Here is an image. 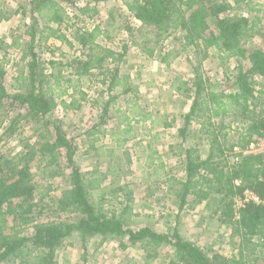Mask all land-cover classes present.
I'll use <instances>...</instances> for the list:
<instances>
[{
    "label": "rangeland",
    "instance_id": "374dc122",
    "mask_svg": "<svg viewBox=\"0 0 264 264\" xmlns=\"http://www.w3.org/2000/svg\"><path fill=\"white\" fill-rule=\"evenodd\" d=\"M78 1L79 4L69 10L74 19L69 24L70 29H93L95 24L101 25L105 33L99 42L103 46L120 53L127 45L122 72L128 73L133 85L142 91L137 97L132 93L123 94L121 89L110 93L103 77L84 78L78 87L87 96L82 108L65 110L59 105L54 112V116L62 121L67 135L75 140L78 148L76 160L82 174L102 182L105 200L100 199L101 190L94 192L92 200L102 201L107 213L118 214L129 203L133 216L127 225L133 230L150 228L158 233H167L177 228L184 238L198 244L206 253L216 252L239 259L241 238L236 232V224L231 223L227 215V206L235 196L226 199L224 194L214 193L209 199L199 201L190 195L183 208L176 196V192L182 189L179 183L186 179L185 149L197 148L204 159L214 153L219 157L216 160L226 168L238 162L230 153L220 156L219 150L214 148V139L208 133L212 124L207 119L193 118L187 128L186 141L180 137V129L185 127V117L195 96L192 85L195 76L203 78L205 94L212 97L222 92L229 93L232 89L228 78L236 75L238 60H221L218 51L207 50L203 46L183 50L182 34H174L159 45L154 41L147 44V49H156L155 58H150L143 53L142 46L145 47L144 43L152 33L133 17L123 0ZM208 1L229 5V12L223 16L248 18L251 31L244 38H249L245 48L248 51L264 48V0ZM86 5L96 8L98 14L81 15L78 9ZM30 17L29 0H0V61L6 66V85L11 94L16 93L21 84L16 79L23 67L20 57L29 40ZM127 26L132 30L128 31ZM68 33L71 32L68 30ZM73 43L77 50L51 40L40 45V53L46 60L65 64L68 58L82 53L76 42ZM166 53H171L168 64H161L160 58ZM106 66L112 68L110 62ZM59 71H63L66 78L71 76L62 66H57L56 73ZM256 81V95L264 107V79L257 78ZM79 97L77 94L76 99ZM65 100L70 101V98ZM106 106L109 107L107 124L101 126ZM233 120V117L228 118L225 123L231 124ZM215 123L219 129L221 121L215 120ZM238 124L235 122L234 128L228 132L229 145L237 139ZM97 125L99 127L91 131ZM203 125L208 129H202ZM1 135H4V129ZM49 137L51 130L42 123L24 121L11 137H6L9 143L4 137L1 153L13 156L22 151L36 150L43 139ZM59 156L61 166L52 170H46L41 163H33V181L37 187L34 220H29L31 222L26 225L25 221L13 216H4L0 220V240L30 237L33 225L37 223L76 220L75 213L61 212L55 204L68 188L65 177L69 172L63 155ZM38 253L27 243L23 258L25 264H38ZM169 257H172V250L168 246L145 248L136 245L124 250L118 239L103 242L101 238H94L85 247L81 236L74 233L56 252L55 261L56 264H167ZM245 257L248 262L257 260L263 263L264 247L256 252H253V247L249 248ZM7 264H20V261Z\"/></svg>",
    "mask_w": 264,
    "mask_h": 264
},
{
    "label": "trees",
    "instance_id": "16d2710c",
    "mask_svg": "<svg viewBox=\"0 0 264 264\" xmlns=\"http://www.w3.org/2000/svg\"><path fill=\"white\" fill-rule=\"evenodd\" d=\"M127 10L142 26L149 28L152 36H148L142 51L150 58H155L156 49H147V44H160L174 34H182L183 50L189 47H205L218 51L219 58L226 60L236 58L238 65L236 75L228 81L231 92H222L219 96L205 94L206 86L203 78L196 75L192 81L195 96L190 112L185 120V127L180 129V137L186 141L187 128L192 119H207L208 130L214 139L220 156L231 153L234 147L246 148L250 143L264 139V107L259 104L256 86L257 78L264 79V48L248 51L244 38L250 32V20L246 17L223 16L229 12V5L211 4L208 0H123ZM79 4L78 0H29L30 20L29 40L20 57L23 67L16 79L19 88L16 93H9L6 85L5 65L0 61V146L9 143L11 137L24 121L42 123L51 130V137L43 139L36 150L22 151L13 156H5L0 148V220L6 215L29 224L36 213V184L33 181V163H41L46 170L61 166V157L68 170V188L56 201L57 207L64 213H75L73 222L47 221L33 225L30 237L3 238L0 240V264H7L23 259L25 247L30 243L38 251V264H56V252L65 240L74 233L81 236L87 245L94 238L120 240L122 249L130 246L143 247L168 246L172 257L167 264H264L257 260L248 262L246 251L253 247V252L264 247V203L260 206L249 205L240 212L239 218L233 209V203L227 206L229 220L236 224V232L241 238L240 257L228 258L220 253H206L198 244L184 238L177 228L158 233L150 228L133 230L127 222L131 220L133 211L129 203L121 213H107L102 201L105 192L101 180L86 178L77 163V145L63 128L62 121L54 116L59 105L65 110H80L86 94L78 90L82 79L103 77V83L113 92L121 89L123 94L139 95V89L132 83L131 76L122 72L125 64L127 45L122 51L103 46L99 39L105 31L101 25L95 24L93 29H70L74 20L69 13L70 8ZM81 15L98 14L96 8L89 5L78 9ZM71 16V17H70ZM1 20V18H0ZM68 30L71 32L68 33ZM131 31V27L127 26ZM72 36V39L71 37ZM51 40L59 41L70 49H76L80 56L68 58L67 63L46 60L40 53V45ZM156 48V47H155ZM171 53L160 58L162 64H168ZM110 62L112 68L106 65ZM57 66L71 74L63 76V71L56 73ZM53 68V71L50 69ZM97 72V73H96ZM77 94L81 97L76 99ZM70 98V101L65 98ZM114 101V98L111 100ZM109 107L104 108L100 121L101 126L107 124ZM233 117L232 123L238 122L237 139L229 145L228 132L233 124H226ZM215 120L221 121L218 129ZM99 125L93 127V130ZM202 129H208L204 125ZM92 135V132H89ZM221 140V142H220ZM219 157L211 153L204 159L197 148L185 149L184 171L185 181H181L182 189L176 192L180 198L181 208L185 207L190 195L203 201L214 193L228 196H239L245 189H251L264 202V155L246 156L233 167L221 165ZM49 174V173H48ZM51 174V172H50ZM240 181L241 186H236ZM101 190V203L93 201L94 192ZM227 199V198H226ZM225 202V201H224ZM233 202V201H232ZM226 205L228 203H225ZM126 216V217H125ZM34 220V219H33ZM257 243H253L254 240ZM150 257V255H148Z\"/></svg>",
    "mask_w": 264,
    "mask_h": 264
},
{
    "label": "built area",
    "instance_id": "2783aa9c",
    "mask_svg": "<svg viewBox=\"0 0 264 264\" xmlns=\"http://www.w3.org/2000/svg\"><path fill=\"white\" fill-rule=\"evenodd\" d=\"M236 157V161L246 156H260L264 155V139H259L250 143L246 148L234 147L230 153ZM236 186H241L240 181H236ZM233 209L236 214V218H239L241 210L249 205L260 206L264 202L261 200L258 194L251 189H245L239 196L233 198Z\"/></svg>",
    "mask_w": 264,
    "mask_h": 264
},
{
    "label": "crops",
    "instance_id": "0c3cea01",
    "mask_svg": "<svg viewBox=\"0 0 264 264\" xmlns=\"http://www.w3.org/2000/svg\"><path fill=\"white\" fill-rule=\"evenodd\" d=\"M162 64V63H161ZM139 92H142L140 89H139Z\"/></svg>",
    "mask_w": 264,
    "mask_h": 264
}]
</instances>
